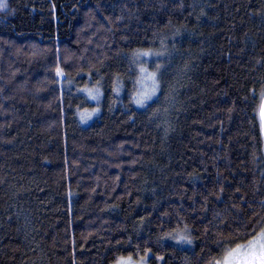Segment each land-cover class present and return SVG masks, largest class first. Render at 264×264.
I'll use <instances>...</instances> for the list:
<instances>
[{
	"label": "trees",
	"instance_id": "1",
	"mask_svg": "<svg viewBox=\"0 0 264 264\" xmlns=\"http://www.w3.org/2000/svg\"><path fill=\"white\" fill-rule=\"evenodd\" d=\"M8 8L0 264H219L264 233V0Z\"/></svg>",
	"mask_w": 264,
	"mask_h": 264
},
{
	"label": "rangeland",
	"instance_id": "2",
	"mask_svg": "<svg viewBox=\"0 0 264 264\" xmlns=\"http://www.w3.org/2000/svg\"><path fill=\"white\" fill-rule=\"evenodd\" d=\"M6 3H7V6L5 8H0V11H6V12L9 11V8H8V0H6ZM127 7H129V5L122 4V6H119V9H121V10L124 9L125 10V8H127ZM98 38L99 37H97V39L95 40V42L98 41ZM68 52H67V54H68ZM19 56H22V55L19 54ZM66 58L68 59V56ZM12 59L14 60L13 56H12ZM0 61H2V60H0ZM48 66L49 65H47L45 67V69H44L45 72H46V69L48 68ZM56 73H57V76L58 77H62L63 76V72L60 69H57ZM38 78H39V76H38ZM3 79H5V80H2L1 81V86L7 87L6 86V83H7L6 77H4ZM24 79H26L25 78V75H24V77L22 78L21 81H23ZM30 80L31 79H29V82H30ZM47 82H48V76L46 74V79H45V81H44L43 84H41L42 83L41 80H37V77H36L35 80H32L30 82L31 83L30 85H33L34 84V86H33V88H34L35 85L36 86H40L39 84H41V85H43V88H44V87L47 86ZM26 88H29L28 83L27 84H24L23 87L20 86L19 88H16V89L18 91H20V92H22V91L24 92ZM21 89H23V90H21ZM87 94H89L90 98L93 99V100H97V99H99L101 97V93H100V91L97 88H92V90H88ZM11 99H12V97H11ZM49 99H50V97H49ZM95 114H96V111L95 110H93L92 112L91 111H84V112H82V115L81 116H82V119L84 120V122L89 123L91 120H93V117H95ZM259 237L255 238L254 241H257ZM245 250H246V246H244L243 248L236 249L237 254L243 253ZM117 264H148V262H147V260H134V259L131 260L130 258H122L121 260H119V262ZM219 264H243V261L242 260H239V259H236V258L229 259V253H228L226 255V257L222 260V263H219Z\"/></svg>",
	"mask_w": 264,
	"mask_h": 264
},
{
	"label": "snow or ice",
	"instance_id": "3",
	"mask_svg": "<svg viewBox=\"0 0 264 264\" xmlns=\"http://www.w3.org/2000/svg\"><path fill=\"white\" fill-rule=\"evenodd\" d=\"M7 6L6 0H0V8H5ZM147 55V53H144ZM148 79L153 81V88L150 92H145L140 94L137 98V104H143L146 99L151 98V95L155 92V77L149 74ZM182 239H187V237H182ZM258 245V246H257ZM236 258L243 261V264H264V233L257 241L250 242L246 246V250L243 253L237 254V251L229 253V259Z\"/></svg>",
	"mask_w": 264,
	"mask_h": 264
},
{
	"label": "water",
	"instance_id": "4",
	"mask_svg": "<svg viewBox=\"0 0 264 264\" xmlns=\"http://www.w3.org/2000/svg\"><path fill=\"white\" fill-rule=\"evenodd\" d=\"M264 97V96H263ZM260 120L262 122V131H263V137H264V98L260 106Z\"/></svg>",
	"mask_w": 264,
	"mask_h": 264
}]
</instances>
